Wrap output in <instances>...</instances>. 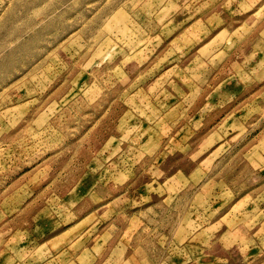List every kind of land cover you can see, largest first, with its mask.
<instances>
[{
  "label": "rangeland",
  "instance_id": "1",
  "mask_svg": "<svg viewBox=\"0 0 264 264\" xmlns=\"http://www.w3.org/2000/svg\"><path fill=\"white\" fill-rule=\"evenodd\" d=\"M262 66L264 0H0V264H264Z\"/></svg>",
  "mask_w": 264,
  "mask_h": 264
},
{
  "label": "crops",
  "instance_id": "2",
  "mask_svg": "<svg viewBox=\"0 0 264 264\" xmlns=\"http://www.w3.org/2000/svg\"><path fill=\"white\" fill-rule=\"evenodd\" d=\"M261 69H263V70H264V66H262V68H261ZM255 75H257V74H255ZM260 79H261V80H260ZM260 79H258V80L256 79V81H257V82H261V83L263 84V83H264V75H263V76H262ZM262 87L264 88V84H263V85H261V88H262Z\"/></svg>",
  "mask_w": 264,
  "mask_h": 264
}]
</instances>
